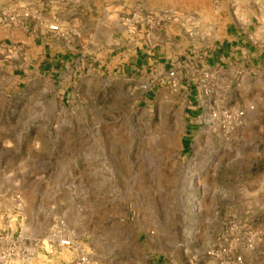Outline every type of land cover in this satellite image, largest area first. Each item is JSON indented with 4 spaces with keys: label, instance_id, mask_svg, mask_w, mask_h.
Segmentation results:
<instances>
[{
    "label": "rangeland",
    "instance_id": "obj_1",
    "mask_svg": "<svg viewBox=\"0 0 264 264\" xmlns=\"http://www.w3.org/2000/svg\"><path fill=\"white\" fill-rule=\"evenodd\" d=\"M76 3L0 55V264H264V65L212 56L264 0Z\"/></svg>",
    "mask_w": 264,
    "mask_h": 264
},
{
    "label": "crops",
    "instance_id": "obj_2",
    "mask_svg": "<svg viewBox=\"0 0 264 264\" xmlns=\"http://www.w3.org/2000/svg\"><path fill=\"white\" fill-rule=\"evenodd\" d=\"M86 13L73 0H0V55L3 62L13 58L45 60L48 49H53L61 33L73 18L83 21ZM11 18L14 20L12 21ZM252 18L247 23L232 22L219 30L213 49V61L223 72L233 63L241 62L253 71L254 65H264V26H256ZM264 70V68H262Z\"/></svg>",
    "mask_w": 264,
    "mask_h": 264
},
{
    "label": "built area",
    "instance_id": "obj_3",
    "mask_svg": "<svg viewBox=\"0 0 264 264\" xmlns=\"http://www.w3.org/2000/svg\"><path fill=\"white\" fill-rule=\"evenodd\" d=\"M51 30H57V28L56 27H52ZM64 244L67 245L68 243H64Z\"/></svg>",
    "mask_w": 264,
    "mask_h": 264
}]
</instances>
